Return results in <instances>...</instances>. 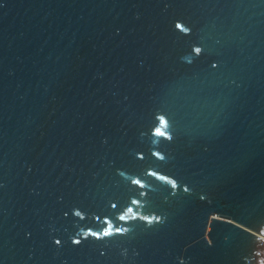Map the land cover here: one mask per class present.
<instances>
[{
	"label": "water",
	"instance_id": "obj_1",
	"mask_svg": "<svg viewBox=\"0 0 264 264\" xmlns=\"http://www.w3.org/2000/svg\"><path fill=\"white\" fill-rule=\"evenodd\" d=\"M0 264H264V0H0Z\"/></svg>",
	"mask_w": 264,
	"mask_h": 264
}]
</instances>
